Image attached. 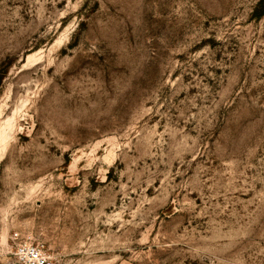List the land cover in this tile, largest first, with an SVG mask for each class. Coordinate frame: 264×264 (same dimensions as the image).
I'll use <instances>...</instances> for the list:
<instances>
[{
	"label": "rangeland",
	"instance_id": "1",
	"mask_svg": "<svg viewBox=\"0 0 264 264\" xmlns=\"http://www.w3.org/2000/svg\"><path fill=\"white\" fill-rule=\"evenodd\" d=\"M262 0H0V264H264Z\"/></svg>",
	"mask_w": 264,
	"mask_h": 264
},
{
	"label": "built area",
	"instance_id": "2",
	"mask_svg": "<svg viewBox=\"0 0 264 264\" xmlns=\"http://www.w3.org/2000/svg\"><path fill=\"white\" fill-rule=\"evenodd\" d=\"M15 255L18 264H52L51 256L42 243L21 242Z\"/></svg>",
	"mask_w": 264,
	"mask_h": 264
},
{
	"label": "trees",
	"instance_id": "3",
	"mask_svg": "<svg viewBox=\"0 0 264 264\" xmlns=\"http://www.w3.org/2000/svg\"><path fill=\"white\" fill-rule=\"evenodd\" d=\"M264 12V0H262V4H261V10L258 12L257 15L261 14Z\"/></svg>",
	"mask_w": 264,
	"mask_h": 264
}]
</instances>
